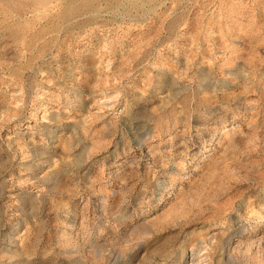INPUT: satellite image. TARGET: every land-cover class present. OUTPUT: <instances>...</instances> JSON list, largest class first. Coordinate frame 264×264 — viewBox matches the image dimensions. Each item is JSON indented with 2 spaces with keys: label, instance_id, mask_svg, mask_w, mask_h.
<instances>
[{
  "label": "rangeland",
  "instance_id": "rangeland-1",
  "mask_svg": "<svg viewBox=\"0 0 264 264\" xmlns=\"http://www.w3.org/2000/svg\"><path fill=\"white\" fill-rule=\"evenodd\" d=\"M0 264H264V0H0Z\"/></svg>",
  "mask_w": 264,
  "mask_h": 264
}]
</instances>
